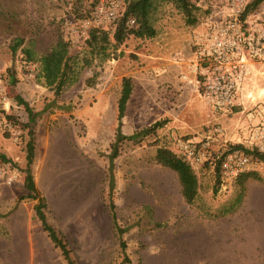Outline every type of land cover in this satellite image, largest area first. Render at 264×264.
Returning a JSON list of instances; mask_svg holds the SVG:
<instances>
[{
    "label": "rangeland",
    "instance_id": "374dc122",
    "mask_svg": "<svg viewBox=\"0 0 264 264\" xmlns=\"http://www.w3.org/2000/svg\"><path fill=\"white\" fill-rule=\"evenodd\" d=\"M97 1L0 0V71L13 91L9 108L0 106V119L14 121L11 130L0 127V152L15 163L0 162V264H69L43 229L37 200L23 187L30 129L37 189L75 264H264V168L257 170L259 179L223 183L212 164L194 165L199 189L188 203L177 173L155 160L159 146L177 151L183 137L214 136L215 126L224 129L222 137L214 136L218 153L237 139L249 141L259 122L240 109L215 111L198 85L200 72L191 70L208 51L211 23L224 18L228 0H192L200 7L195 25L173 3H161L154 14L156 36H130L110 59L84 66L78 82L56 98L39 76V64L27 62L21 48L14 53L12 45L23 38L41 53L63 35L71 54L82 57L86 36L79 33L80 15ZM250 16L251 25L264 29V2ZM130 75L135 87L123 131L131 134L157 120L163 126L137 144L123 143L110 192L117 101L122 79ZM15 93L30 103L33 121ZM250 107L245 114L254 110ZM211 109L226 116L211 120ZM239 121L246 122L243 129L236 127Z\"/></svg>",
    "mask_w": 264,
    "mask_h": 264
},
{
    "label": "trees",
    "instance_id": "16d2710c",
    "mask_svg": "<svg viewBox=\"0 0 264 264\" xmlns=\"http://www.w3.org/2000/svg\"><path fill=\"white\" fill-rule=\"evenodd\" d=\"M163 2H170L180 10L186 19V22L190 25L198 23V17L196 11L200 10L192 0H129L126 9L121 17L111 23L108 29L93 26L86 36V52L81 57L80 55H73L70 52L71 42L63 35L58 36L57 41L47 51L38 53L31 43H25L23 38H17L12 45V51L15 53L19 48L23 53V58L27 62H34L39 64V76L44 80V83L52 90L56 98L67 89L69 86L78 82L82 69L86 65H91L95 60L103 62L110 59L113 51L123 44L130 36L135 38H152L157 34V28L154 25V14L157 11L159 5ZM264 0H248L244 11L241 14L243 22L250 20L251 13L254 12ZM96 2L92 8L84 14L80 15L81 18L92 17L95 11ZM131 20H134L132 23ZM249 27V23H246ZM133 92V81L131 76H124L122 79V86L120 95L117 101V126L115 133V140L111 145L110 158V192L115 187L114 166L115 158L121 152V146L124 142L139 143L146 136L156 132L158 128L163 126V122L160 120L143 127L131 134H126L123 131L124 116L127 108L128 100ZM12 89L9 84V95L12 96ZM19 104H22L29 114L30 121L35 119V113L30 106V103L23 98L19 93H15L14 97ZM7 117V116H6ZM13 123L14 121L10 118ZM30 138L26 143V166L23 169L25 173L23 187L29 193L28 197L37 200L35 204V211L39 217L43 229L48 233L51 241L56 247H59L62 255L69 264H75L74 259L71 256V251L68 248L63 237L58 233L55 227L49 223L47 215L45 213V207L47 206L46 198L40 194L37 189L33 174V163L36 155L35 139L32 130H29ZM230 150H240L247 154L254 155L261 160H264V154L259 153L254 147H247V145L239 143L231 145ZM155 160L160 165L167 167L177 173L181 193L188 203L195 200L199 182L197 174L194 170V166L189 162L186 157L173 150L170 147L159 146L155 153ZM0 162L12 163V160L8 158L4 153L0 152ZM15 165V163H12ZM220 163H217L215 170L219 173ZM249 178H260L257 171L250 170L239 174L236 177L241 183H244ZM25 195L21 198L26 197ZM112 209V217L114 224L120 234V243L124 254H126V243L123 237L122 227L119 225L114 211L115 204L113 201L110 203ZM127 258V257H125Z\"/></svg>",
    "mask_w": 264,
    "mask_h": 264
},
{
    "label": "built area",
    "instance_id": "2783aa9c",
    "mask_svg": "<svg viewBox=\"0 0 264 264\" xmlns=\"http://www.w3.org/2000/svg\"><path fill=\"white\" fill-rule=\"evenodd\" d=\"M128 1L98 0L93 16L81 22L79 33L87 36L93 26L108 29L105 23H113L121 17ZM247 3L248 0H228V11L224 18L211 23L208 51L191 68L196 74L200 72L197 82L203 97L215 111L222 113L231 112L239 103L251 66L256 63L264 65V29L241 19ZM246 23H249V27ZM249 98L253 99V96ZM10 104L9 83L0 71V106L8 109ZM0 127L11 130L14 125L4 116L0 119ZM213 134L222 137L224 129L215 126ZM214 136L209 135L204 139L183 137L177 142V152L183 154L193 166L209 163L215 167L220 163L219 174L223 183L235 179L242 172L264 168V160L240 150L228 148L215 152ZM248 142L250 147L264 154V119L251 130ZM12 179L9 177L7 181L11 183Z\"/></svg>",
    "mask_w": 264,
    "mask_h": 264
},
{
    "label": "crops",
    "instance_id": "0c3cea01",
    "mask_svg": "<svg viewBox=\"0 0 264 264\" xmlns=\"http://www.w3.org/2000/svg\"><path fill=\"white\" fill-rule=\"evenodd\" d=\"M193 67L194 66L192 65L191 68H193ZM131 78L133 81V92H134V87H135L134 78H133V76H131ZM133 92H132V94H133ZM132 94H131V96H132ZM250 95L253 96V99L249 98ZM131 96H130V99L128 100L127 107H128L129 102L131 100ZM249 99L252 100L251 102H254V101L255 102L250 103ZM248 105L251 106L250 107L251 109L254 108V110L251 111L250 114H247V113L245 114L244 112L246 111ZM233 109H234V111L236 109H240V111H241L240 113H242L244 115V117L250 118L251 116H255L259 119V122L264 119V65L263 64L256 63V64H253L251 66L249 78H248L246 85H245V91H244L243 95L241 96V98L239 99V103ZM235 115H237V113H233V116H235ZM223 116H226V115L219 114L212 109L210 111V119L211 120H214L216 118L219 119L220 117H223ZM244 125H246V122H244V124H243L242 121H239L237 123L236 127L239 129H243L242 127ZM229 138L230 139L236 138V134L230 135ZM244 138H247V134H245ZM236 142H237V144L242 143V144H245L247 146L249 145V142L246 140L240 141V139H237Z\"/></svg>",
    "mask_w": 264,
    "mask_h": 264
}]
</instances>
